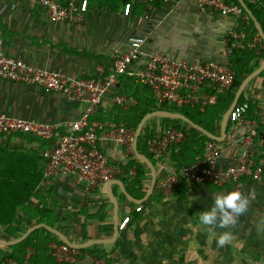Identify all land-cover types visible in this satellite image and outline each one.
<instances>
[{
  "label": "crops",
  "instance_id": "obj_1",
  "mask_svg": "<svg viewBox=\"0 0 264 264\" xmlns=\"http://www.w3.org/2000/svg\"><path fill=\"white\" fill-rule=\"evenodd\" d=\"M45 1L0 0V31L5 41L4 53L22 59L33 66L81 79L96 78L98 67L105 68L109 73L115 58L129 53L131 37L140 36L146 40L140 65L146 62L147 57L156 54H164L173 60L195 64L223 63L227 41L231 39L230 47L245 48L246 38L238 40L231 37L236 32H247L250 28V26L245 28L243 19L221 16L208 9L203 10L198 0L173 2L132 0L130 3L133 10L130 17L124 15L125 5L122 0H87L89 1L88 10L80 23L53 21ZM243 1L247 6L254 5L258 11L264 10V0ZM230 2L233 3L231 0ZM238 2L240 3L239 0ZM62 3L65 6L72 4L80 7L81 0H62ZM240 22L243 23L242 26ZM263 42L259 34V38L254 37L252 41L246 43V47L256 48L257 56H260L261 49H264ZM263 63L264 60L259 59L256 70ZM257 78L251 86L254 80L249 84L250 87L246 88V97L254 107V115L251 116L248 111L246 119L250 124L242 126L239 130L237 144L234 147H228L225 141L212 143L217 151L220 150L221 168L231 165L246 147L250 149L255 159L264 158V148L259 140L255 139L251 145L246 140L253 125L258 126L259 122L261 124L264 120V86L263 80ZM126 87L129 88L123 81L121 82V79L118 80L105 96L98 112L90 119V122L99 124L100 148L107 154L111 163L118 167L127 165L132 154L137 158L134 146L131 151L127 146L104 139L108 124L124 125L126 122L123 115L126 109L114 103V99L122 94ZM84 111L85 104L73 101L63 94L47 93L34 86L0 79V115L60 124L62 127L59 134L64 135L71 130L69 123L80 119ZM255 117L256 119H253ZM152 125L153 127L157 125L160 129V121H154ZM220 133L221 130L218 135ZM39 141L29 135L20 137L16 134H0L1 154L5 155V151L38 154L34 166L37 164V168L43 175L30 205L36 209L45 206L53 211L51 219L55 226L41 224L58 230L75 245L112 238L116 215L112 195L118 203L119 224L127 222L126 229L120 232L116 241L120 242V246L115 252L113 250L116 242L95 244L92 247L103 246L105 252L111 253L114 257L113 264L126 262L124 259L132 256L133 250H130L140 240L149 241L151 240L149 237L154 236V240L157 241L156 237L162 230L167 229V233L176 228L178 238L181 240L178 243L181 245H186L187 237L188 239L191 236L201 237L202 231L206 230L200 225L197 213L209 210L217 193L239 190L249 196L250 211L254 210L252 205L255 209L259 207L264 216V177L258 181L246 178L237 184L226 186L203 185L187 180L184 186H180L179 194L174 193L171 197L165 196L159 202L143 206L155 194L158 197V182L164 177L167 169L174 167L170 152L161 162L150 159L157 172V183L151 194L152 172L145 163L150 173L143 182V188L138 189L136 186L131 188L127 183L128 180L122 179L126 178V175L122 174L114 180L120 183H115L108 188L109 182L97 189L87 190L85 183L79 182L73 175L59 177L45 175L46 165L42 159V152L49 149L52 143L48 148L44 146L46 149L43 150ZM130 192L145 193V196L139 199ZM160 195L163 196V194ZM134 200L145 201L141 204L143 210L139 212L141 218L137 221L134 220L133 215L136 213L137 206L140 205ZM69 207L75 210H68ZM17 213V218H24L31 222L24 211L19 210ZM255 214H258V211H254ZM36 225L39 224H34L30 228ZM158 227L159 229L155 230ZM5 229L6 227L0 226V241L14 240L5 234ZM106 229L112 230L113 233H105ZM219 230L220 228H217L216 232L218 233ZM50 233L57 237L54 233ZM85 235L89 238L86 242L82 240ZM58 240L61 241L59 238ZM52 244L57 243L53 242L50 245ZM0 247L6 249L10 246ZM95 260L87 255L84 260H77L75 264H92Z\"/></svg>",
  "mask_w": 264,
  "mask_h": 264
},
{
  "label": "built area",
  "instance_id": "obj_2",
  "mask_svg": "<svg viewBox=\"0 0 264 264\" xmlns=\"http://www.w3.org/2000/svg\"><path fill=\"white\" fill-rule=\"evenodd\" d=\"M173 2L175 0H159ZM200 7L219 13L225 17L243 19L245 28L250 26L249 16H245L243 8L231 3L230 0H198ZM50 17L57 23H80L87 13L89 3L82 1L80 7L65 6L62 0H46ZM132 4L125 5L124 15H132ZM231 38L244 40L245 31L236 32ZM259 41H261L259 39ZM145 38L140 36L129 39L128 54L115 58L112 69L107 73L103 67H98L97 77L81 79L57 71L33 66L22 59L8 56L4 53L5 41L0 31V79L34 86L47 93H58L69 97L73 101L85 104V111L80 119L69 123L70 131L60 135L61 125L56 123H41L21 118L0 115V134L29 135L36 139L49 141L52 146L42 152L45 162V175L59 177L73 175L79 182L85 183L87 190L114 181L116 177L125 174L121 167L111 163L107 154L100 148L98 135L99 124L90 122L105 96L117 83L120 77L130 76L135 84L150 89L158 106H172L178 109L186 107L214 106L220 95L228 92L235 80V72L231 68L232 47L227 41L224 51V62L189 63L177 61L164 54L150 55L144 64L140 65L143 56ZM114 103L128 110L134 105V100L124 94L118 95ZM250 109L248 102L237 104L230 115L232 126L226 133L225 143L234 147L238 141L239 130L250 124L246 115ZM262 133L259 125H253L246 140L249 145L259 140L264 148V120ZM187 134L176 128L165 129L158 139L148 142V151L157 161L161 162L168 154L170 147L182 142ZM135 132L123 124L110 123L106 126L104 139L108 142L127 146L131 151L134 146ZM220 150L217 151L211 143L203 161L186 166L177 171L174 168L166 170L164 177L158 182L157 189L166 197H171L181 176L190 182L214 186L237 184L243 179L261 180L264 177V158L255 159L249 148H245L239 157L228 167L219 165ZM133 174L134 171H131ZM68 210L74 211L73 207ZM137 212L143 210L137 207ZM79 210H77L78 212ZM127 227V222L119 224L120 232ZM50 251L60 263H77L79 250L66 244H52ZM94 264H106L104 259H98Z\"/></svg>",
  "mask_w": 264,
  "mask_h": 264
},
{
  "label": "trees",
  "instance_id": "obj_3",
  "mask_svg": "<svg viewBox=\"0 0 264 264\" xmlns=\"http://www.w3.org/2000/svg\"><path fill=\"white\" fill-rule=\"evenodd\" d=\"M84 0H81V2ZM116 1V0H113ZM124 5L130 3L132 0H122ZM158 1V0H156ZM233 3L240 5L238 0H231ZM89 2V1H88ZM241 6V5H240ZM254 13L257 20L260 22L264 30V10L258 11L254 5L248 6ZM245 16L247 13L243 10ZM243 23L240 22V26ZM246 39L244 40L245 48L232 47L231 54V68L235 72V80L232 88L223 95H220L218 103L211 107L204 109L200 107H186L178 109L176 107L164 105L158 106L156 100L150 89L135 84L134 78L130 76L120 77L121 82L128 85L121 93L134 100L128 111L124 110L123 115L125 117V126L129 129L136 131L141 120L147 115L155 111H169L173 113H181L190 119L193 123L205 128L213 135H218L220 132V125L224 115L231 106L236 91L238 90L244 79L252 74L257 66L259 59L264 60V49H261L260 56H257V49H249L246 47V43L252 41L253 38H259V33L254 25V22L250 19V28L245 32ZM264 45V42H263ZM263 80L264 86V72L257 78ZM254 80L250 86L255 82ZM249 86V87H250ZM247 90L240 98L239 104L248 102L250 105V115H254V107L248 101L246 97ZM121 108V107H120ZM253 119H256L253 118ZM160 121V129L156 126L153 127L154 121ZM232 126L229 122L228 131ZM259 133H262V124L259 122ZM176 128L183 130L187 136L186 138L170 147L171 160L174 164V169L180 171L186 166L203 161L207 155L208 146L215 141L208 138L200 131L194 129L188 123L181 120H175L170 118H153L145 125L141 136L138 141V151L142 155H145L152 161L154 157L148 152V142L151 139H158L162 136L165 129ZM18 136H25L16 134ZM28 136V135H27ZM40 140V139H38ZM42 149L45 150L51 144L49 141L40 140ZM4 153V152H2ZM33 158V161H32ZM38 154L35 152L22 153L21 151H15L14 153H8L5 151V155L0 153V226L6 227L5 234L13 239L20 238L28 228L34 224L47 223L51 227L55 224L51 217L53 211H50L45 206H40L38 209L33 208L30 202L35 197V192L42 180V171L37 168V164L34 166V162L37 161ZM124 171L126 178H122L124 181L132 187L140 189L143 188V182L149 175L150 170L147 166L137 159L134 154L129 158V162L125 166H119ZM131 171H134L132 174ZM124 177V176H121ZM188 179L184 176L180 177L179 185L175 191V194L180 193V186H184ZM183 183V184H182ZM129 186V187H130ZM135 197L143 199L145 193H133ZM159 191V195L153 196L152 199L143 206H149L150 203L159 202L165 195ZM141 206V205H140ZM138 207V206H137ZM22 210L29 217V222L24 218H17V212ZM134 220L137 221L141 218V213H134ZM107 234H112L113 231L106 229ZM84 242L89 238L85 235L82 239ZM62 244L57 237L52 235L48 230L42 228L33 232L25 241L15 246L2 249L0 247V264H72V263H60L52 255L49 247L51 243ZM120 246V242L115 243L114 252ZM78 260H84L87 255L94 259H104L106 264H113L114 257L111 253H106L103 246H94L91 248L79 250Z\"/></svg>",
  "mask_w": 264,
  "mask_h": 264
},
{
  "label": "rangeland",
  "instance_id": "obj_4",
  "mask_svg": "<svg viewBox=\"0 0 264 264\" xmlns=\"http://www.w3.org/2000/svg\"><path fill=\"white\" fill-rule=\"evenodd\" d=\"M252 207L254 210L249 209L242 215L234 228L219 230L218 233H233L235 239L232 244L218 247L215 240H209L206 231H202L201 237H187L186 245H181L178 243L177 229L167 233L166 229L158 232L157 241L153 236L149 237V241L135 243L130 250H133L132 256L125 258L126 262L121 264H162L165 260L168 264H248V258L253 264H259L264 260V216L259 207ZM254 211H258V214L254 215Z\"/></svg>",
  "mask_w": 264,
  "mask_h": 264
},
{
  "label": "water",
  "instance_id": "obj_5",
  "mask_svg": "<svg viewBox=\"0 0 264 264\" xmlns=\"http://www.w3.org/2000/svg\"><path fill=\"white\" fill-rule=\"evenodd\" d=\"M241 3L242 8L244 9V11L248 14L249 18L254 21L255 23V27L258 30L260 37L263 39L264 41V31L260 25V23L258 22V20L256 19V17L254 16V14L252 13V11L248 8V6L245 4V2L243 0H239ZM264 72V63L257 69L255 70L252 74H250L248 77H246L244 79V81L241 83V85L239 86L238 90L236 91L234 100L231 104V106L229 107L228 111L226 112V114L223 117V120L221 122V133L220 135L216 136L213 135L212 133H210L208 130H206L205 128L193 123L190 119H188L186 116H184L181 113H173V112H169V111H155L152 112L150 114H147L140 122V124L138 125L136 132H135V137H134V152L135 155L137 156V158L139 160H141L143 163H145L151 170L152 172V180H151V187H150V194L154 191L156 183H157V172L155 169V166L153 164V162L146 157L145 155H142L141 153H139L138 151V141H139V137L141 136L143 129L145 127V125L147 124L148 121H150L153 118H170V119H175V120H181L185 123H188L189 125H191L194 129L200 131L201 133H203L204 135H206L208 138L214 140V141H218V142H224L225 137H226V133L228 130V125H229V119H230V115L232 113V111L234 110V108L237 106V104L240 101V98L242 96V94L245 92L246 88L249 86V84L256 79L258 76H260L262 73ZM119 181H111L108 184V188L111 187L113 184L118 183ZM120 183V182H119ZM129 196V195H128ZM113 201H114V205H115V211H116V215H115V226H114V235L112 238L109 239H101V240H94V241H90L81 245H75L73 243H71V241H69V239L62 234L61 232H59L56 229H53L51 227H48L45 224H39L36 225L32 228H30L23 236H21L18 239H14V240H10V241H0V246H15L17 244L22 243L23 241H25L28 236H30L34 231L41 229V228H46L47 230H49L50 232L54 233L55 235H57V237L66 245L70 246L73 249H77V250H83V249H87L92 247L95 244H114L120 234V230H119V216H118V203L116 201V199L111 195ZM137 204L141 205L143 204L145 201L144 200H134Z\"/></svg>",
  "mask_w": 264,
  "mask_h": 264
},
{
  "label": "clouds",
  "instance_id": "obj_6",
  "mask_svg": "<svg viewBox=\"0 0 264 264\" xmlns=\"http://www.w3.org/2000/svg\"><path fill=\"white\" fill-rule=\"evenodd\" d=\"M250 203L249 196L239 190L217 193L211 208L197 213L199 223L205 228L209 240H215L217 246L221 248L232 244L235 239L232 232L217 233L216 229L234 228L239 217L248 212ZM162 264H168L167 260ZM248 264H253L250 258ZM259 264H264V260Z\"/></svg>",
  "mask_w": 264,
  "mask_h": 264
}]
</instances>
